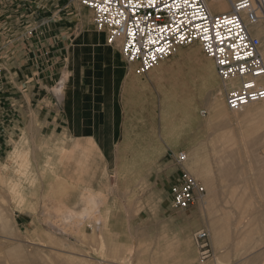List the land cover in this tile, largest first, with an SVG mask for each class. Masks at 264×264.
Masks as SVG:
<instances>
[{
	"label": "rangeland",
	"instance_id": "374dc122",
	"mask_svg": "<svg viewBox=\"0 0 264 264\" xmlns=\"http://www.w3.org/2000/svg\"><path fill=\"white\" fill-rule=\"evenodd\" d=\"M33 4V0H0V264H204L206 258L202 259L194 240L195 232L205 228L204 200L186 210L166 203L177 173L173 156L186 153L184 167L204 186L206 178L218 181L228 174L227 170H264V102H254L232 113L225 104L224 83L198 43L179 48L177 55L196 47L202 57L196 53L189 55L186 63L175 64L176 56H169L162 60L164 69L155 75L151 68L138 76L135 66L125 61L120 45L116 48L121 63L111 66L112 61L99 47L106 43L103 34L95 29L91 10L74 0L66 16V21L71 22L67 37L62 36L65 43L62 41L61 56L52 72L57 88L62 89L72 70L78 76L88 74L78 79L93 86L92 77L98 78V70L111 66L126 71L115 89L127 93H118L120 97L112 103L113 108L117 107L115 133L119 137L108 158L106 173L96 172L93 182L72 188L55 172L62 154H66L64 144L43 140L49 130L40 122L33 124L24 114L15 124L16 131L10 129L12 121L3 116L4 110L13 106L12 96L20 94L15 90L22 78L18 71L26 74L25 67L29 66L25 42L31 30L27 24L36 19L28 10ZM80 14L83 19L78 23ZM5 21L10 25L6 27ZM259 39L264 52V36ZM205 60L211 61L217 87L222 88L224 113L209 120L208 105L203 99L194 108L196 118L187 119L180 115L178 103L190 93L196 98L207 95L208 88L200 82H206L204 73L206 79L211 76L203 67ZM102 77L101 84L113 79ZM129 79L133 83L127 85ZM190 79L198 81L195 87L187 85ZM83 109L91 117L95 112L96 116L103 115L94 105H84ZM200 110L206 111L205 116L199 114ZM8 123L9 129L5 126ZM54 129L52 133L59 127ZM241 133L250 135L245 139ZM238 175L252 176L241 172ZM218 182V186L223 185ZM215 207L210 217L220 212ZM74 210L76 214L84 212V216L90 211L87 218L78 217L72 222L68 219L76 227L65 218ZM179 218L191 220L194 228L185 232Z\"/></svg>",
	"mask_w": 264,
	"mask_h": 264
},
{
	"label": "crops",
	"instance_id": "0c3cea01",
	"mask_svg": "<svg viewBox=\"0 0 264 264\" xmlns=\"http://www.w3.org/2000/svg\"><path fill=\"white\" fill-rule=\"evenodd\" d=\"M33 2V7L28 10L36 15V19L27 24L31 30L27 40L24 39L29 66L25 67L26 74L18 71L22 78L18 80L20 87H16L15 90H20V94L12 96L13 106L6 109L11 112V116L6 119L12 121L10 129L14 128L16 131L18 129L15 128V124L21 122L24 114L33 124L40 122L42 127L49 130L43 134V140L61 141L66 154H62L55 171L56 177L70 184L72 188H77L82 182L86 184L93 182L96 179V172L106 173L108 158L113 152L115 140L119 137V134L115 133L117 107L113 108L112 103L120 97L118 93H127V90L118 92V88L115 87L125 76L126 71L111 67L121 63L119 60L121 54L116 48L119 42L108 44L104 32L99 31L106 43L100 42L99 47L112 61L110 68L98 70V78L95 80L92 77L93 86L85 85L78 79L89 76L88 74L78 76L72 70L66 76L62 93L57 94L55 91L58 89V81L52 78V72L61 56L59 54L63 49L62 44L65 43L61 39L67 32V25L71 23L66 21V16L71 13L74 0ZM82 19L80 14L78 23ZM4 23L6 27L10 25L7 21ZM82 32L83 30L76 34L75 38ZM64 37L66 38L67 34ZM96 39L100 41L99 37ZM109 45L117 53V58L113 59L108 50H105ZM102 75L113 79L105 80L106 82L101 84ZM61 76L63 77V74ZM131 82V79L127 80V85ZM130 87L132 86H126ZM87 104L92 107L94 105L102 112V117L96 116L97 112L94 116H89L83 109ZM9 125V123L5 125L7 129ZM56 127H59V130L52 133ZM167 149L171 150L168 147ZM226 172L227 175L223 174L217 179L223 184L221 186H218V181L205 179V193L197 202L204 200V230L207 233L210 251L204 264H264V170L261 167H254L253 170L237 168ZM240 172L251 173L252 176L238 175ZM214 206L220 212L217 211L218 213L210 217L209 213L213 215ZM177 221L184 224L183 228L187 233L195 226L191 220L187 222L184 218Z\"/></svg>",
	"mask_w": 264,
	"mask_h": 264
},
{
	"label": "built area",
	"instance_id": "2783aa9c",
	"mask_svg": "<svg viewBox=\"0 0 264 264\" xmlns=\"http://www.w3.org/2000/svg\"><path fill=\"white\" fill-rule=\"evenodd\" d=\"M92 12L98 30H105L109 44L119 42L120 51L137 75L146 74L179 48L195 42L209 57L222 83L238 85L226 90L225 104L240 111L264 99V59L260 39L249 27L264 20V0H78ZM224 3L227 9H214ZM159 49H163L160 51ZM4 110V117L11 116ZM199 114L205 116L206 111ZM176 178L166 203L186 210L205 193L204 184L185 167L187 154L173 156ZM202 259L209 255L207 233L194 234Z\"/></svg>",
	"mask_w": 264,
	"mask_h": 264
},
{
	"label": "bare ground",
	"instance_id": "6f19581e",
	"mask_svg": "<svg viewBox=\"0 0 264 264\" xmlns=\"http://www.w3.org/2000/svg\"><path fill=\"white\" fill-rule=\"evenodd\" d=\"M213 8L214 9H227L228 8V6L227 5H225L224 3H219L218 5H213ZM90 10V9H89ZM83 13H84V11L83 10H81ZM80 11V12H81ZM82 14V13H81ZM84 15V14H83ZM95 29L97 30V31H101V32H104L103 30H98L96 27H95ZM249 31H250V33L253 35V36H256V37H263L264 36V21L262 20V21H259L258 23H256V24H253V25H251L250 27H249ZM107 42V41H106ZM108 43V42H107ZM195 43H197V42H195ZM195 43H193V44H195ZM109 44V43H108ZM112 48V46H108V48H107V50H108V52H109V54L110 55H112V57H113V59H115V57L117 58V56H116V52H114L113 51V49H111ZM110 50V51H109ZM179 50V49H178ZM177 50V51H178ZM175 52L174 54H172L169 58H172V57H175L176 56V59H175V64H179V62H182V63H186V61H187V59L189 60L190 58H189V55H193V54H198V55H200V57H202V55L200 54V53H198V48H190V50H188L186 53H184V54H179V55H177L178 54V52ZM262 53V57H263V59H264V52H261ZM179 58V59H178ZM202 63V62H201ZM204 63H205V66H203L204 67V69H206L207 70V72H208V74H210L211 73V76L210 77H208L207 79L205 78V73H204V75H203V77H204V80L206 81V82H204V81H202V79H201V84H202V86L203 87H205V88H208V93H207V95L206 96H202V94H200L197 98L195 97V95L194 94H192V93H190V95L188 94V96H184V97H182L181 98V100H180V103H178V106H179V111H180V115L182 116V117H186L187 119H195L196 117H195V113H194V108H195V106H196V103H197V101L198 100H203V99H205L206 100V104L208 105V109H209V116H208V118H209V120L210 119H212L213 117H218V115H220L221 113H224V110H223V98H222V88L224 89V91H226V90H228V89H231V88H234V87H236L237 85H238V83L237 82H235V81H230V82H227V83H224L223 84V86H222V88H221V90H220V88H218L217 87V80H216V76H215V73H214V71H213V67H212V63H211V61L210 60H205L204 61ZM158 64V65H157ZM156 64V66H154V67H152V69L150 70V72H152V74L153 75H155V74H157V72L158 71H162L164 68L163 67H165V65H163V64H165L162 60L160 61V63H157ZM167 64V63H166ZM170 69V66H168L167 67V71ZM166 70V69H165ZM205 72V71H204ZM193 78V77H192ZM200 80V79H199ZM196 82H198L196 79H190V80H188V84L187 85H189V86H191V87H195L196 86ZM199 87H201V85H198ZM203 90L204 89H202V87H201V93H203ZM56 93L57 94H61L62 93V91H61V88H58L57 90H56ZM258 102H264V99H262V100H260V101H258ZM251 104H253V103H250V104H248L246 107H248V106H250ZM223 111V112H222ZM220 113V114H219ZM232 113H233V111H232ZM225 115V114H224ZM221 117H222V114H221ZM154 118V117H153ZM164 118V115L163 114H161V119H163ZM234 122V121H233ZM232 122V123H233ZM231 123V124H232ZM244 132H247L248 133V130H245ZM249 135L250 134H244V133H241V138H242V136H243V138H248L249 137ZM237 150V149H236ZM197 171V170H196ZM197 176H200L201 175V172H196L195 173ZM16 184V183H15ZM12 186V185H11ZM14 188H15V185H14ZM10 189H11V187H10ZM66 194V193H65ZM94 195V194H93ZM63 197H64V195H63ZM94 197V196H93ZM59 198V197H58ZM89 198H91V197H89ZM88 198V199H89ZM92 199V198H91ZM90 200V199H89ZM92 201V200H91ZM90 202V201H89ZM97 202V201H96ZM262 202V201H261ZM58 203V202H57ZM94 203H95V201H94ZM202 203V202H201ZM93 204V203H92ZM88 205V204H87ZM96 206V205H95ZM88 207V206H87ZM93 208V207H92ZM95 208H97V207H95ZM94 208V209H95ZM84 208L82 207V210H83ZM85 210V209H84ZM89 210V209H88ZM88 210H86L87 212H88ZM93 210V209H92ZM85 211V212H86ZM95 211V210H94ZM78 212H81V211H78ZM93 212V211H92ZM66 213H67V211H66ZM84 213V212H83ZM83 213H80V214H76L75 213V210H74V213L73 212H68L67 214H66V216H65V218L67 219V221H68V219H70V221L72 220V221H74V219H76V218H78V217H82V216H84V215H86V214H83ZM89 213H90V211H89ZM88 213V214H89ZM94 213V212H93ZM65 214V213H64ZM88 214H87V216H88ZM87 216H84L85 218H87ZM90 216H92L91 214H90ZM89 216V217H90ZM61 218H62V216H61ZM99 218V217H98ZM96 219V218H95ZM100 219V218H99ZM81 220V219H80ZM79 219L78 220H76L77 221V223H78V221L79 222H81ZM98 220V219H97ZM67 221H66V223H67ZM70 221H68V222H70ZM71 221V222H72ZM70 222V223H71ZM92 222V221H91ZM74 223L75 222H73V224H72V227H73V225H74ZM95 223V222H94ZM79 224V223H78ZM75 226V225H74ZM76 226H77V224H76ZM75 226V227H76ZM67 229V228H66ZM69 229V228H68ZM66 233V232H65ZM104 247V246H103ZM130 256V255H129ZM114 257V256H113ZM104 261V260H103ZM110 263V262H109Z\"/></svg>",
	"mask_w": 264,
	"mask_h": 264
},
{
	"label": "snow or ice",
	"instance_id": "6c2138e0",
	"mask_svg": "<svg viewBox=\"0 0 264 264\" xmlns=\"http://www.w3.org/2000/svg\"><path fill=\"white\" fill-rule=\"evenodd\" d=\"M160 51H162L163 49H159Z\"/></svg>",
	"mask_w": 264,
	"mask_h": 264
}]
</instances>
